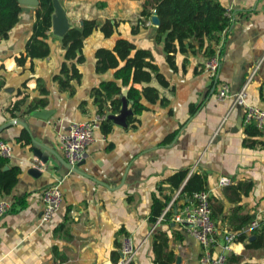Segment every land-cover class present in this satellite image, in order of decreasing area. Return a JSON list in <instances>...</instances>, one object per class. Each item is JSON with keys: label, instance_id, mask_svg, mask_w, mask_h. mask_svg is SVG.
Masks as SVG:
<instances>
[{"label": "crops", "instance_id": "obj_1", "mask_svg": "<svg viewBox=\"0 0 264 264\" xmlns=\"http://www.w3.org/2000/svg\"><path fill=\"white\" fill-rule=\"evenodd\" d=\"M57 1L67 29L92 18L119 24L108 37L95 30L83 40L85 59L79 66L80 80L71 82L74 93L54 80L64 47L62 36L54 34L52 27L47 32L49 54L32 60L26 56L38 0H20L18 22L7 38L0 39V126L12 119L25 124L14 123L0 131L1 140L12 146L8 167L21 170L10 194L0 199L13 203L25 197L0 216V264H114L120 240L127 234L138 247L133 264H203L196 238L171 220V212L156 223L153 204L157 199L163 204L166 196L170 201L178 193L174 212L185 195L208 190L219 241L227 230L238 231L264 204V132L242 123L240 107L230 110L221 122L230 101L218 100L214 92L218 82L239 90L261 61L247 86V102L264 111V0H216L231 11L234 21L221 43L215 75L204 67L209 58L207 39L202 47L191 46L194 40L188 38L183 42L185 50H164L163 37L156 38L158 25L148 22L156 13L155 0ZM143 8L149 16L141 14ZM119 37L148 50V61L168 81L161 86L153 77L150 84L167 100L156 101L130 122L132 110L121 98L120 111L108 114L111 120L94 132L95 141L86 147L79 171H71L46 147L63 157L58 134L68 123L97 113L91 89L111 73L95 71L94 52L100 47L111 49ZM21 55L25 61L18 63ZM143 85L134 84L138 89ZM36 98L46 102L35 105ZM123 111L121 125L113 117ZM31 167L39 169L38 176L29 172ZM184 170L186 176L176 186L171 177ZM194 174L201 186L199 179L191 178ZM220 177H227L229 184L219 185ZM56 179H62L61 205L48 222L41 223V190ZM246 234L231 245L223 264H264V224ZM163 235L167 244L156 257L154 242L158 244ZM221 251L220 246L212 248L213 254ZM169 252L174 255L171 262Z\"/></svg>", "mask_w": 264, "mask_h": 264}, {"label": "trees", "instance_id": "obj_2", "mask_svg": "<svg viewBox=\"0 0 264 264\" xmlns=\"http://www.w3.org/2000/svg\"><path fill=\"white\" fill-rule=\"evenodd\" d=\"M155 3L159 18L156 38L160 40L163 37L164 50L167 53L185 50L183 42L188 38L194 40V44L191 46L197 45L199 47H202L204 40L207 39L209 44L206 50L208 51V57H211L215 52V46L219 44L221 33L229 29L232 23L226 9L216 0H155ZM96 5L99 7L105 6L103 2H97ZM21 11L19 0H0V39L7 38L11 28L18 22ZM53 11L52 0H38L32 32L26 43V56L31 60L49 54L47 32L51 28ZM141 14L149 16V12L144 8ZM118 24V21L111 19H83L81 25L70 28L61 37V43L64 47V60L60 65L59 72L54 76V80L61 89L74 93L75 85L71 82L73 80L78 82L82 76L79 66L85 59L82 51L83 40L95 30H100L108 37L114 33ZM148 55V50L136 48L132 42L122 37L116 39L111 49L100 47L95 50V71L98 73L109 71L111 73L110 78L100 81L91 89L93 102L97 105L96 112L106 116L100 128L111 120L107 117L108 114H116L120 111L121 98H124L132 110V113L127 117L130 122L137 120L136 116L149 110L156 101L161 104L166 102L167 99L160 97L157 87L150 84V82L154 77L159 85L167 86L168 81L156 66L148 61ZM25 57L21 55L16 60L18 63H23ZM141 83L144 85L140 89L134 86V84ZM122 87L126 88L122 90ZM45 102L46 100L43 98L35 99V105H41ZM245 130L247 131L248 127ZM8 163V158L0 156V196L10 194L21 172L18 166L8 167ZM186 173L185 170L179 171L171 177L176 186L185 178ZM191 178L199 179L201 186L198 175L194 174ZM199 190L204 189L200 188ZM24 199V196L18 197L12 205L21 204ZM168 201L169 197L167 196L163 204H160L158 199L154 201L155 219ZM252 218L253 216L239 227L238 231L240 233L236 241H242L247 237L246 232L242 229L249 224ZM252 232H256V230ZM256 242H258V239L252 243L255 244ZM166 244L167 237L164 235L160 236L158 244H156V241L154 242L156 257ZM173 256V253L169 252L167 260L171 262ZM160 264L165 263L161 262Z\"/></svg>", "mask_w": 264, "mask_h": 264}, {"label": "built area", "instance_id": "obj_3", "mask_svg": "<svg viewBox=\"0 0 264 264\" xmlns=\"http://www.w3.org/2000/svg\"><path fill=\"white\" fill-rule=\"evenodd\" d=\"M230 20L234 21V16L230 10H226ZM152 22L151 19L148 20ZM153 23V22H152ZM154 24V23H153ZM227 30L221 33L219 44L215 46L214 54L204 62V67L212 75L217 73L220 65V46L225 38ZM256 63L249 72L246 83L237 91H232L226 82H218L215 88V96L218 100H229L230 105L227 113L224 114L221 122L226 120L228 112L236 107L242 110V123L253 125L259 131L264 132V111L247 102V86L256 74L259 65ZM106 118L105 114L95 113L90 119L84 121H72L68 123L66 129L57 136L58 145L63 158L70 166L79 164L83 158L86 147L95 141L94 132L100 129L101 123ZM0 156L10 158L12 156V146L9 142L0 140ZM197 163V162H196ZM196 163L192 169H195ZM62 179H56L52 184L45 186L41 190L42 213L41 223L48 222L53 214L59 209L62 202V191L60 189ZM230 180L227 177L219 178V185H228ZM178 193L172 197L165 205L161 214L157 217L156 223H160L171 212V220L193 235L201 246L199 261L203 264H223L226 261V252L231 245L236 242L240 231L227 230L217 239L218 227L211 215V199L208 190L194 191L184 196V201L177 206L174 212L172 205ZM12 203L8 200L0 199V216L11 209ZM264 224V204L256 211L254 217L242 231L249 232L260 230ZM220 246L222 251L213 254L212 248ZM137 245H135L130 235H124L119 244V257L114 264L133 263Z\"/></svg>", "mask_w": 264, "mask_h": 264}, {"label": "water", "instance_id": "obj_4", "mask_svg": "<svg viewBox=\"0 0 264 264\" xmlns=\"http://www.w3.org/2000/svg\"><path fill=\"white\" fill-rule=\"evenodd\" d=\"M20 2V0H19ZM52 4H53V8H54V11L51 15V27H52V31L54 34L56 35H59V36H63L69 29H67V22H66V18H65V14H64V11L62 9V7L60 6V4L58 3L57 0H52ZM152 22L155 24V25H158L159 24V18L158 16L156 15V13H154V15L152 16L151 18ZM40 112V111H39ZM39 112H35L34 114H39ZM124 111L119 113L118 115L114 116L113 117V120L118 123V124H121L123 125L124 124ZM14 123H18V124H21L23 126H25V124L21 121V120H18V119H12V120H9L7 121L6 123H4L3 125L0 126V131L7 127V126H10ZM35 144L39 145V146H42L44 147L43 145H41L39 142L33 140ZM46 149L48 151H50L52 154H54L58 160L60 161V163L62 165H64L67 169L71 170V171H79L78 169V164L75 165V166H70L66 160L60 156L57 152H55L53 149L51 148H48L46 147ZM34 154L37 156L38 159H40L43 163L46 162V159L43 158V156L39 153V151L37 150H34ZM29 172L34 175V176H38L40 171L37 167H31L29 168Z\"/></svg>", "mask_w": 264, "mask_h": 264}]
</instances>
